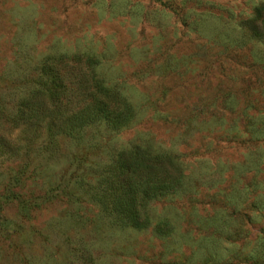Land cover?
<instances>
[{
    "label": "rangeland",
    "instance_id": "rangeland-1",
    "mask_svg": "<svg viewBox=\"0 0 264 264\" xmlns=\"http://www.w3.org/2000/svg\"><path fill=\"white\" fill-rule=\"evenodd\" d=\"M260 5L0 0L7 112L42 56L80 50L98 54L136 113L120 131L96 124L0 156V264H264V32L244 23ZM134 145L171 151L185 175L148 203L143 229L118 226L93 199L101 171Z\"/></svg>",
    "mask_w": 264,
    "mask_h": 264
},
{
    "label": "trees",
    "instance_id": "trees-1",
    "mask_svg": "<svg viewBox=\"0 0 264 264\" xmlns=\"http://www.w3.org/2000/svg\"><path fill=\"white\" fill-rule=\"evenodd\" d=\"M253 11L255 15L244 23L253 36H260L264 5ZM19 87L22 92L12 97L9 112L0 104V156L17 155L23 143L35 139L52 147L59 136L79 139L84 129L96 124L120 131L136 115L121 84L107 76L98 54L91 51L49 52ZM8 129H19L18 138H10ZM184 176L171 151L134 145L120 151L101 171L93 199L118 226L143 229L149 225L148 203L176 192ZM166 227L158 222L155 231L166 234Z\"/></svg>",
    "mask_w": 264,
    "mask_h": 264
}]
</instances>
